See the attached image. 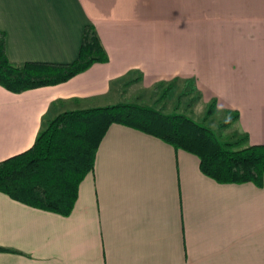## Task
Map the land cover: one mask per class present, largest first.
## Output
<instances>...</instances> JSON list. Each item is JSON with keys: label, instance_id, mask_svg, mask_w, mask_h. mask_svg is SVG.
<instances>
[{"label": "crops", "instance_id": "1", "mask_svg": "<svg viewBox=\"0 0 264 264\" xmlns=\"http://www.w3.org/2000/svg\"><path fill=\"white\" fill-rule=\"evenodd\" d=\"M88 25L107 63L23 93L0 85V161L61 113L141 104L180 80L236 116L233 142L264 144V0H0L16 65L74 62ZM0 246V264H264V184L218 183L196 155L114 124L70 216L0 192Z\"/></svg>", "mask_w": 264, "mask_h": 264}, {"label": "trees", "instance_id": "2", "mask_svg": "<svg viewBox=\"0 0 264 264\" xmlns=\"http://www.w3.org/2000/svg\"><path fill=\"white\" fill-rule=\"evenodd\" d=\"M108 61V52L94 25L85 28L79 57L65 64H13L8 56L7 34L0 30V85L13 93L67 82L94 64ZM216 105H210L207 118L215 114ZM235 119H229L226 125ZM114 124L196 155L201 171L218 183L264 184V144L240 147V142L223 141L212 128L186 114L119 103L70 110L50 120L31 148L0 161V192L28 206L70 216L80 186L94 170L98 149ZM0 251L12 250L0 246Z\"/></svg>", "mask_w": 264, "mask_h": 264}, {"label": "rangeland", "instance_id": "3", "mask_svg": "<svg viewBox=\"0 0 264 264\" xmlns=\"http://www.w3.org/2000/svg\"><path fill=\"white\" fill-rule=\"evenodd\" d=\"M170 86L164 88L161 85L156 94L147 95V100L140 103L154 106L165 113L186 114L212 128L223 141L233 142L235 140V129L225 127L226 121L229 119L225 113L216 111L215 114L207 118L209 106L204 105L199 93H194L190 84L184 85V82L180 80L173 82V85Z\"/></svg>", "mask_w": 264, "mask_h": 264}]
</instances>
